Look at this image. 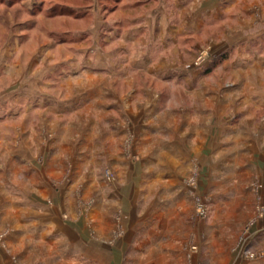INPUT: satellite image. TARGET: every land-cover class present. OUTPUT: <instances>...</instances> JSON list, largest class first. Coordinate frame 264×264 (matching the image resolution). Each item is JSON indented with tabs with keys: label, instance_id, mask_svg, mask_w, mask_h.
Returning <instances> with one entry per match:
<instances>
[{
	"label": "crops",
	"instance_id": "0c3cea01",
	"mask_svg": "<svg viewBox=\"0 0 264 264\" xmlns=\"http://www.w3.org/2000/svg\"><path fill=\"white\" fill-rule=\"evenodd\" d=\"M11 4L12 0H0V7ZM96 10L93 6L85 12ZM114 13H119L116 20L100 18L106 40L94 37L93 49L114 36L117 47L111 52L95 50L89 65L91 70L99 69L94 72L100 75V85L89 89L83 108H75L76 116H86L88 123L72 121L60 127L62 122L53 118L48 125L56 134L50 147L27 134L21 149L14 150L18 132L3 137L6 165L0 169V231L6 236L0 259L7 260L10 250L23 244L25 251H32L29 264H122L137 229L133 225L124 238L120 236L126 231L133 192L145 188L139 181L158 170L155 159L162 158L161 152L165 159L172 157L171 151L158 154L150 149L151 142L161 135L164 141L177 140L173 137L177 125L186 127L178 133L184 142L210 141L198 127L218 126L214 138L221 142L225 138L220 127L230 123L232 114L239 119L228 126L230 142L241 140L242 132L252 133L251 127L264 126V20L260 19L264 0H121ZM97 21L89 28L91 33ZM253 28L256 31H250ZM201 52L208 54L209 63L224 59L207 71L209 65L193 63ZM192 69L200 75L190 83L186 74ZM61 116L56 117H65ZM41 122L38 127L46 123ZM238 126L248 128L238 132ZM189 127H196L195 132ZM30 137L39 143L46 162L30 148ZM249 138L252 145L245 152L253 160L255 156L251 169L262 172L264 131L257 141ZM129 140L132 144L127 148ZM203 154L198 150L194 156L203 159ZM171 164L169 160L166 167ZM106 169L116 175L115 184L105 180ZM68 170L71 179L59 182ZM89 202L93 207L85 205ZM160 244L148 241L144 246L159 250ZM229 248L221 252L228 254ZM259 249L256 253H264V246ZM262 255L238 264H261Z\"/></svg>",
	"mask_w": 264,
	"mask_h": 264
},
{
	"label": "rangeland",
	"instance_id": "374dc122",
	"mask_svg": "<svg viewBox=\"0 0 264 264\" xmlns=\"http://www.w3.org/2000/svg\"><path fill=\"white\" fill-rule=\"evenodd\" d=\"M119 1L121 0H12L10 6L0 7V169H5L6 165L3 137L10 135L12 131L18 132L17 139L12 143L14 150L21 149L24 144L22 140L27 134L36 135L38 140L42 141L41 146L49 145L50 147L56 134L48 125L53 118L55 122H62L60 127L64 124L68 126L72 121L88 123L86 116H76L75 108L79 105L83 108L85 98L88 99L89 89L100 85V75L94 72L99 69L91 70L89 65V59L95 56V50L111 52L117 47L116 36L112 41L101 43L106 40L104 35L107 30L99 28V20L101 17L116 20L119 13L114 11ZM93 6H97L96 12H85L91 10ZM96 19H98L97 28L91 33L89 28ZM94 37L101 40L100 45H97L95 49H93ZM202 53L204 52L199 53L194 60L195 67H198L196 63ZM204 65H210V63L207 61ZM76 101L78 105L74 106ZM53 107L58 110L48 111V108ZM231 114L230 112L229 115ZM57 115L65 117L60 119L56 117ZM229 118L230 123L220 127L221 137L225 138L221 142L214 138L218 136L219 127L213 125L198 127V131L209 136L210 141L180 140L187 159H182L181 156L169 151L167 146L177 143L176 139L171 142L164 141L162 140L164 135H161L151 142L150 149L157 153L159 151L171 153L172 157L166 160L172 161L170 165L172 171H161L162 158L157 156L155 160H157L158 170L146 174V179L142 178L143 180L139 181L138 185L145 188L138 192L142 194L139 198L150 206L156 202L154 197L164 192L162 183L172 182L174 186L179 179L189 189L188 196L180 200L177 206L183 208L185 212L196 215L209 212L215 217L222 214L234 216L243 213L238 238L229 248L228 254L223 252L220 254L222 264H238L241 259L253 261L264 255L261 252L256 253L257 250L261 251L260 247L264 246V171L253 172L251 166L255 165V156L253 160L250 153L245 152L252 145L250 142L253 139L249 136L256 140L264 131V126L251 127L252 133L249 134L242 132L248 127L238 126L236 130L242 132L241 140L230 142L228 126L238 122L239 118L234 114L228 116ZM43 120L46 123L38 127ZM173 128V137H176L175 133H181L186 129L185 126L179 125ZM192 128L189 127L188 131L195 132L196 127ZM244 135L248 138L245 139ZM97 137L98 139L102 137L101 132L97 133ZM29 139L32 140L30 148L36 151H34L36 157L46 162V157L41 155L42 151L35 137ZM131 144L129 140L125 145L129 148ZM260 147L261 145L258 144L257 148ZM230 148L234 150L232 154H229ZM198 150L205 151L203 159L194 156L195 151ZM220 152L221 155H219ZM235 153L239 156L235 157ZM69 171H66L59 182L71 179L72 173ZM103 174L108 183L112 185L116 183V175L111 170L106 169ZM77 191L80 197L82 189ZM85 205L93 207L91 202ZM197 209L200 211L197 212ZM184 214V212L181 213V215ZM187 219L189 224L196 223L194 231L200 247L199 253L194 254L191 261L186 259L185 254L176 253L160 244L159 250L150 245H142V250L127 253L122 264H134L135 257L149 254L151 264H215L214 259L206 255L212 238L211 229L203 220L198 219V222H193L190 220L191 216ZM157 220H162L159 211L150 216L143 228L137 227L133 240L138 233L150 228ZM149 234L154 241L146 240L144 243L149 241L159 244L161 242L164 245L171 238L166 234L163 221L160 224L159 233L150 232ZM212 235H219V233ZM5 236V231H0V245L3 247ZM130 250L132 251V248ZM243 251H246L244 256ZM169 256L172 259H168Z\"/></svg>",
	"mask_w": 264,
	"mask_h": 264
},
{
	"label": "clouds",
	"instance_id": "9594fccd",
	"mask_svg": "<svg viewBox=\"0 0 264 264\" xmlns=\"http://www.w3.org/2000/svg\"><path fill=\"white\" fill-rule=\"evenodd\" d=\"M240 6H244L241 4ZM189 8L192 5L188 6ZM261 20H264V17H260ZM193 23H195L196 17H192ZM262 25H257V28ZM243 31V29H240ZM250 31H256V28L250 29ZM245 36L249 35V31H244ZM188 80L190 83L194 82L200 73L197 69H192L187 74ZM264 76V74H262ZM262 88H264V83H262ZM210 119V117H209ZM177 137V143L170 144L167 147L169 151L173 152L175 155H179L182 159H187V156L184 155V148L182 142L179 140V134L175 133ZM171 136L165 137V139H171ZM164 154L161 152V165L165 166L161 168V171H172L171 168L166 167L168 161L163 158ZM161 187L164 189V192L160 196H155V203H152L150 206L143 201L141 193L133 192L131 211L129 212L126 222L125 229L122 231L120 236L124 238L126 233L134 225L136 227H144L146 218L153 216L157 211L160 212L162 220H157L156 223L152 224L147 230L138 233L136 238L132 240L131 248L132 251H140L141 246L144 245L146 240H153V237L149 234L150 232H160V224L163 221L166 227V234L171 237L170 241L164 244V247L174 250L176 253L185 254L187 260L191 261L194 254L199 253L200 247L197 241V235L194 231L196 223L189 224L187 217L191 216V221L198 222L203 220L205 225L211 229L210 235L212 236L209 241V248L206 250L207 257H212L215 261V264H222V257L220 252L222 248L231 247L235 240L238 238L240 233V221L243 219V213L237 215H224L222 214L219 217L213 216L209 212H205L201 215H196L190 212H185L183 208H178L180 200L185 199L188 196L189 189H187L183 181L177 179L176 184L173 186L170 183L164 182L161 184ZM170 193V195H166ZM171 197H176L172 199ZM239 207V205H237ZM197 212L200 210L197 209ZM174 212V215H173ZM184 212V215L181 213ZM135 217L133 221L132 217ZM172 221H175L174 223ZM219 233V235H212L214 233ZM109 243H114L115 241H108ZM29 244L32 241H28ZM150 249V253H151ZM11 254L7 260L0 259V264H29L32 251L24 250V245L16 247L15 249L10 250ZM246 251H243V256ZM28 258V259H26ZM168 259H172L171 256ZM134 264H151L150 254L149 255H139L133 259ZM264 264V261L261 262Z\"/></svg>",
	"mask_w": 264,
	"mask_h": 264
},
{
	"label": "built area",
	"instance_id": "2783aa9c",
	"mask_svg": "<svg viewBox=\"0 0 264 264\" xmlns=\"http://www.w3.org/2000/svg\"><path fill=\"white\" fill-rule=\"evenodd\" d=\"M208 61V54L206 52L202 53V55H200L196 65L198 67H202L204 66V64Z\"/></svg>",
	"mask_w": 264,
	"mask_h": 264
},
{
	"label": "trees",
	"instance_id": "16d2710c",
	"mask_svg": "<svg viewBox=\"0 0 264 264\" xmlns=\"http://www.w3.org/2000/svg\"><path fill=\"white\" fill-rule=\"evenodd\" d=\"M222 59H224V57L213 60V61L210 63V65H209L207 71H210V70H212L213 68H215L218 64H220V62L222 61Z\"/></svg>",
	"mask_w": 264,
	"mask_h": 264
}]
</instances>
